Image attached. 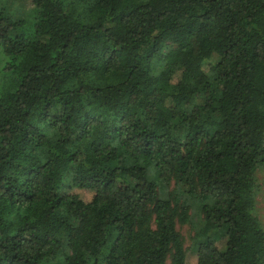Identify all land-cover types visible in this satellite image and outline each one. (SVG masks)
Returning <instances> with one entry per match:
<instances>
[{"label":"trees","instance_id":"obj_1","mask_svg":"<svg viewBox=\"0 0 264 264\" xmlns=\"http://www.w3.org/2000/svg\"><path fill=\"white\" fill-rule=\"evenodd\" d=\"M30 6L0 10V264H190L172 181L193 264H264V0Z\"/></svg>","mask_w":264,"mask_h":264},{"label":"rangeland","instance_id":"obj_2","mask_svg":"<svg viewBox=\"0 0 264 264\" xmlns=\"http://www.w3.org/2000/svg\"><path fill=\"white\" fill-rule=\"evenodd\" d=\"M0 10H4L7 15L15 20H26L27 23L31 20L32 7L30 6V0H0ZM3 64L4 57L0 48V68ZM256 184L255 216L264 230V166L259 167L257 170ZM182 192L181 188L173 181L166 186H159V198L170 200L171 204L173 206L177 205L179 210L182 206L188 207L185 222L180 223L176 219L175 230L181 239L182 248L188 252L187 263L193 264L195 261L193 252L200 240L199 233L204 226L202 205L197 200L189 199ZM223 234L224 231H219L213 234L211 238L217 243H222Z\"/></svg>","mask_w":264,"mask_h":264}]
</instances>
